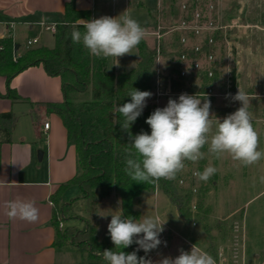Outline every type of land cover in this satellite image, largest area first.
Here are the masks:
<instances>
[{"label": "trees", "instance_id": "1", "mask_svg": "<svg viewBox=\"0 0 264 264\" xmlns=\"http://www.w3.org/2000/svg\"><path fill=\"white\" fill-rule=\"evenodd\" d=\"M166 1H170L172 6V0H162ZM181 17H191V5L182 12ZM89 19V10L77 9L75 0H68L64 4L63 20H57L55 32L52 34V46L39 44L28 47L24 44L20 47L11 36L0 37V75L4 76L6 81V90L0 95L7 97L11 102L24 101L10 86V80L30 66L41 64L48 75L59 77L62 100L35 103L37 107L42 106L47 112L60 117L66 130V141L75 150L74 175L61 184L51 196L50 221L56 235L54 244L56 247L71 246L77 250L79 260L73 264H106L103 251L118 249H114L108 230L100 234L96 224L89 220L94 216L96 206L102 199L113 193L118 201V212H122L124 217L138 218L137 201L140 193L145 189H158L173 203L181 218L196 223V220L200 219L198 214L204 203L207 186L203 181L198 182L192 175L193 170L203 171L205 159L197 164L187 162L185 170L179 173L175 180L161 179L157 184L133 181L124 171L125 149L130 147V137L127 132L121 130L119 123H113L114 106L130 102L131 97L127 94L132 88L150 91L153 97L147 100L142 115L130 129L133 136L141 131L150 134L151 129L146 119L156 108L165 107L164 104L156 106L153 102H148L155 96L153 77L157 56L163 59L160 76L164 91L175 93L184 90L199 98L207 97L213 105L215 95L207 94L209 90L217 92V89L220 91L217 93H225L228 90L232 95L238 90L235 68L231 70L226 89L223 66L225 48L221 31L205 33L200 38L189 33L188 42L185 44L181 42L180 30L167 31L162 28L164 36L158 50L154 40L150 44L143 39L137 46L138 60L133 67L109 71L107 58L91 56L82 44L72 41L73 26L84 32V24L79 21ZM151 19L150 23L140 25L144 29L155 28L158 21L152 15ZM209 36L213 38V43L208 42ZM195 42L199 44V52L193 50ZM15 44L18 48L13 54ZM215 52H218V57L209 65L202 64V67L196 70L191 68L194 60H205L209 53ZM181 54L186 55L185 59L181 58ZM182 69H186L185 75L180 74ZM208 71H211V75ZM174 97L177 96L164 95L162 98L168 102ZM225 110L231 111L230 106ZM16 120L17 115L12 111L0 112V145L11 141ZM202 151L206 153L207 147ZM180 179L183 180L182 184L179 183ZM70 187H75L77 193L66 198L64 191ZM76 222L81 225L78 226ZM137 247L133 244L123 251L132 252ZM206 250L217 258V250L212 247ZM137 255L145 256L142 250Z\"/></svg>", "mask_w": 264, "mask_h": 264}, {"label": "crops", "instance_id": "2", "mask_svg": "<svg viewBox=\"0 0 264 264\" xmlns=\"http://www.w3.org/2000/svg\"><path fill=\"white\" fill-rule=\"evenodd\" d=\"M66 1L68 0H0V37L11 36L23 47L27 38L37 36L41 44L42 35L52 33L42 31L39 23L42 18L44 23L63 20ZM239 2L236 12L227 11L222 14L216 11L223 23L236 22L226 29L224 46L230 50L231 45L238 48V56L233 62L235 65L264 66V0ZM145 3L146 0H75V7L89 10L92 19L105 15L116 17L127 11L140 24H147L152 21L151 15H156L157 7L155 13L146 19L139 12ZM9 23L13 24L12 27ZM125 57L115 61L124 64ZM120 69L128 68L121 65L117 70ZM242 76L247 77L240 74ZM10 86L24 101L11 102L0 95V112L10 110L17 115L11 141L0 145V264H73L79 260L78 252L68 256V249H75L74 247L55 246L56 235L50 219L52 194L75 173V150L66 141V130L60 117L35 105L62 100L60 79L58 76L48 75L42 65L38 64L16 74L10 80ZM5 90V77L0 75V94ZM245 90L246 93L250 92ZM228 106L225 104L224 107ZM251 106L252 104L249 110ZM254 114L256 124L253 126L259 133L258 150L264 151V105L256 106ZM44 121L49 122L47 130L42 129ZM261 161L264 163V159ZM67 190L64 191L66 198L71 197L66 194ZM108 199L110 208L118 210L116 196L112 193ZM13 200L33 201L39 209L38 221L29 223L9 219L6 204ZM172 218L170 216L164 220V231L160 234L162 244L147 254V258L154 262L167 256L174 258L180 254V249L190 251L189 245L192 246L197 238L192 228L184 227L180 216L176 220ZM163 242H166V246ZM262 263L263 261L259 264Z\"/></svg>", "mask_w": 264, "mask_h": 264}, {"label": "clouds", "instance_id": "3", "mask_svg": "<svg viewBox=\"0 0 264 264\" xmlns=\"http://www.w3.org/2000/svg\"><path fill=\"white\" fill-rule=\"evenodd\" d=\"M83 27L85 31L81 32L73 26L72 41L82 44L96 58L112 57L118 61L126 54H136L134 50L146 37L145 29L127 11L116 17L105 15L88 20ZM152 95L150 91L132 88L127 94L131 101L113 108V123H119L130 137V147L125 149L124 171L133 181L157 184L161 179L175 180L185 170L187 162L197 164L205 158L202 149L206 145L208 153L215 158L228 156L241 166H251L264 159V151L258 150L259 133L252 123L249 96L241 88L235 95L226 94V99L239 101L241 106L222 120L210 111L211 101L207 97L183 93L178 99L170 98L165 107L156 108L146 119L150 134L141 131L133 136L131 126L142 115ZM217 171L209 163L203 171H193V175L198 182L207 183ZM260 182L264 183V176L260 177ZM6 209L11 220L35 223L39 219V209L31 200L9 201ZM110 216L108 233L118 251H103L106 264H217L212 255L195 245L190 251L180 249V254L174 258L167 256L154 262L147 254L162 244L160 234L166 221L159 215L149 214L134 218L116 212ZM163 243L166 246V242ZM133 244L138 246L134 251H123ZM140 250L145 256L137 255Z\"/></svg>", "mask_w": 264, "mask_h": 264}, {"label": "rangeland", "instance_id": "4", "mask_svg": "<svg viewBox=\"0 0 264 264\" xmlns=\"http://www.w3.org/2000/svg\"><path fill=\"white\" fill-rule=\"evenodd\" d=\"M183 1L185 0H172L171 6L170 1L146 0L145 6L139 12L148 19L149 15L155 13L157 7L154 18L160 22L163 28H167L173 22L179 21L181 16L180 3ZM211 1L214 4L215 11H220L222 14H226L227 11L236 12L240 6L239 0ZM169 12H171V15L168 16ZM150 29L152 28H146L145 31ZM144 39L150 44L153 42V38L149 34ZM40 42L41 44L52 45L53 36L49 33H44ZM224 48L226 47L224 46ZM134 51L136 54L124 55V57L126 56L124 64L117 65L119 62L115 61V58H107V69L111 71L113 69L117 70L121 65L125 68L134 66L137 61V50L135 49ZM238 53V48L234 45H231V50L226 48L223 66L225 74L228 72L229 76L232 68H235L237 90L241 88L244 91L249 88L245 91H250V94H252L249 96V100L250 104H252L250 110H252V123L254 125L256 124L254 120L256 117L254 114L255 107L264 105V66L244 67L235 65L233 62L237 58ZM217 57L218 52H215L214 58ZM162 61L161 56H157L155 59V71L158 70L159 74L161 73ZM202 64L209 65L204 60H202ZM240 74L247 77H240ZM216 91L220 92L217 89ZM217 92H215V100L213 105L211 104L213 108L210 111L222 120L228 114L235 112L232 110H237L241 103L232 101L230 98L226 99V91L225 93ZM174 96H177L174 99L179 97V95ZM162 97L156 98L154 96L148 102H153L156 106L161 104L166 106L167 102ZM225 104L230 106L231 111L227 112L225 110ZM204 159V168L211 163L218 171L206 183L204 203L198 214L200 219L196 220V223L193 222L194 224L192 225L191 221L180 217L184 227L192 228L197 234L192 246L195 245L201 250H206L209 247L217 250L218 254L215 259L217 264H259L262 261V264H264V183L260 182V177L264 176V163L260 161L251 166H241L228 156L217 159L209 154L208 151H206ZM74 189L75 187L68 188L66 194L74 196L76 193V189L75 191ZM108 202V198L102 199L96 206L94 216L89 219L96 224L100 234L108 230L107 225L111 220L110 214L118 212V210H112ZM137 208L139 209L138 217L143 214L159 215L162 221L170 216H173V220H176L177 217L179 218L173 203L158 189L143 190L138 197ZM100 215L108 216L102 217ZM76 224L78 226L81 225L79 222H76ZM189 246L192 248L191 245ZM67 252L68 256H73V254L77 253L73 248L68 249Z\"/></svg>", "mask_w": 264, "mask_h": 264}, {"label": "built area", "instance_id": "5", "mask_svg": "<svg viewBox=\"0 0 264 264\" xmlns=\"http://www.w3.org/2000/svg\"><path fill=\"white\" fill-rule=\"evenodd\" d=\"M191 5V17L190 18H184L180 16L179 21L173 22L170 26H168L166 29L167 31H173V30H180L182 32L181 36V42L187 43L188 42V34L193 33L195 37L200 38L205 33H212L214 31H221L223 33V37H225V31L227 28L233 26L236 24V22H231L229 24L223 23L219 16L217 15L215 11L214 4L211 0L205 1V0H185L180 3V10L181 12H184L187 10V8ZM90 18L89 20H91ZM88 21V20H87ZM86 21H79V23L84 24ZM57 21L51 22V23H39V26L42 31L54 33L55 27H56ZM10 27H12V23L8 24ZM162 26L160 22H158V25L155 28L150 29L149 31H146V35H151L153 40L155 41L156 49H159V43L164 35V33L161 31ZM209 43H213V38L209 36L208 38ZM25 45L28 47H33L39 45V38L37 36L27 38L25 41ZM193 50L194 52H199L200 47L198 43L193 44ZM186 55L181 54V58L185 59ZM214 59V53H209L206 56V59L204 60L207 64H210ZM202 67V61L201 60H194L192 64V69L196 70ZM186 69H182L180 74L185 75ZM208 74L211 75V71H208ZM226 89L228 88L229 83V73H226ZM154 93L155 97L159 98L160 96L164 95H180L183 93H187L184 90H180L179 92L172 93L169 90H162V79L158 72V70L155 71L154 74ZM228 90H226V94H228ZM189 94V93H187ZM209 95H216L215 92L209 90ZM190 95V94H189ZM49 127V122L44 121L42 123V129L47 130ZM196 171V170H193ZM193 175V172H192ZM194 176V175H193ZM195 177V176H194ZM179 183L182 184L183 180L180 179ZM196 190V187H193V191ZM194 207V206H193ZM59 227H62V222H59Z\"/></svg>", "mask_w": 264, "mask_h": 264}, {"label": "water", "instance_id": "6", "mask_svg": "<svg viewBox=\"0 0 264 264\" xmlns=\"http://www.w3.org/2000/svg\"><path fill=\"white\" fill-rule=\"evenodd\" d=\"M17 48H18V45H17V44H15V45H14V47H13V54H15V53H16V50H17ZM38 155H39V158H40L41 151H39V152H38Z\"/></svg>", "mask_w": 264, "mask_h": 264}]
</instances>
